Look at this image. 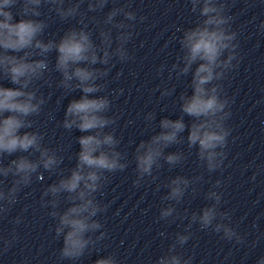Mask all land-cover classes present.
Returning a JSON list of instances; mask_svg holds the SVG:
<instances>
[{"label": "clouds", "instance_id": "obj_1", "mask_svg": "<svg viewBox=\"0 0 264 264\" xmlns=\"http://www.w3.org/2000/svg\"><path fill=\"white\" fill-rule=\"evenodd\" d=\"M47 3L53 6L56 14L63 20L80 16V28L72 27L65 31L58 40L44 41L40 37L47 28L39 8ZM83 0L65 7V0H0V80H8L15 87L0 85V161L5 156L15 153H28L11 159L7 165L0 162V177H12L11 186L4 185L0 180V216L8 213L10 207L17 202V194L23 187L32 183L35 174L38 180L43 179L39 171L43 168L50 173L56 172L61 178L47 186L41 198L44 207H50L49 215L56 219V238H63L60 249L62 259L77 260L86 251L91 252L106 237L100 231L103 225L96 219L98 214L104 212L107 205H101L95 194L101 190L107 180L105 173L123 171L127 168L126 154L117 150L120 141L113 132L105 129L116 123V119L106 113L110 110L111 101L108 96L96 95L104 90L97 81L106 77L110 68L94 67L95 65H109L113 57L124 62L130 59L125 47L133 33L132 23L136 14L126 10L129 5L113 7L107 12L103 23L111 25L117 30L115 36L116 47L113 48L111 29H100V43L96 44L87 31L84 22L85 13L80 11ZM115 3V0H113ZM191 12L196 14L194 26L182 30L178 43L182 55L177 62L171 65L169 75L175 72L177 78L191 74L190 88L192 94L181 92L179 95L180 112L178 119L167 117L159 121L160 131L150 139L141 141L135 149L137 179L134 184L139 186L144 176H151L153 168L160 167V159L170 166H176L185 159L183 152L165 154V149L174 144L182 143V135L187 129V145L189 149L196 147L197 155L209 172L220 169L226 158L224 149L228 145L231 129L226 121L231 113L228 110L229 100L223 95V87L219 81L226 78L240 63L237 52V32L231 29L233 17L226 14V6L221 0H188ZM108 0H88V11L95 12L104 9ZM19 5L15 16L12 9ZM123 15L124 20L117 22L115 18ZM143 19V17H141ZM92 20L96 23L95 17ZM264 31V22L259 25ZM53 50L57 53L55 70L61 74L58 86L64 89L65 96L79 90L82 95L79 99L73 98L67 104L62 127L66 130H79L84 135L75 137L80 145L76 153V164L68 169L59 166L63 157L55 150L42 146L43 136L38 131H28L33 127L32 116L39 115L42 105L46 103L42 95H37V89L32 85L41 80L49 71L48 54ZM39 57V58H35ZM235 61V63H234ZM195 66V67H194ZM163 66L161 67V71ZM174 88H165L162 96H169ZM191 117V123L186 124L184 116ZM155 113L149 112L145 120L151 122ZM38 153V158L29 157ZM202 177L192 180L183 176L171 179L166 187L167 195L164 201L180 203L190 184H195ZM217 180L214 188L219 187ZM193 193L196 188H192ZM66 194V195H65ZM50 197V199H45ZM68 206L61 211V198ZM205 199L213 201L205 206L199 213L193 212L185 233H176L175 242L167 252L161 255L155 264H192V257L184 258L177 254V245L183 246L191 238L189 229L192 224L198 223L201 230L211 228L216 233H222L223 239L236 243H243L244 238L233 228L227 212L219 211L222 194L209 190ZM176 208L168 204L160 209V219L168 220L174 217ZM187 217V210L184 216ZM21 223L20 217L13 221ZM100 231L93 238L90 233ZM163 235V234H161ZM17 239L13 230L12 239H5L4 250ZM94 264H119L114 255L98 258ZM256 264H264L261 256Z\"/></svg>", "mask_w": 264, "mask_h": 264}]
</instances>
